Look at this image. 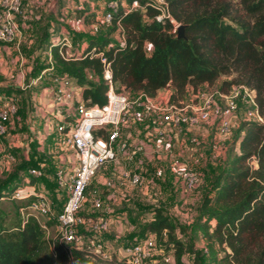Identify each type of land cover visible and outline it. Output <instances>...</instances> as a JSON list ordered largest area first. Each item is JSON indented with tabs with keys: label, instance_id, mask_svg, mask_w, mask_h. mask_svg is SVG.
<instances>
[{
	"label": "trees",
	"instance_id": "trees-1",
	"mask_svg": "<svg viewBox=\"0 0 264 264\" xmlns=\"http://www.w3.org/2000/svg\"><path fill=\"white\" fill-rule=\"evenodd\" d=\"M134 1L143 11H127ZM61 2H57L59 11ZM164 2L170 17L184 27L183 39L177 38V31L172 32L168 19H156L159 6L152 0H128L127 9L118 4L109 32L90 39L79 56L74 53L64 60L58 54L61 41L56 45L45 42L59 78L82 88L86 105L102 107L108 86L101 57L109 64L117 89L153 99L170 88L169 103L176 105L189 87L195 91L201 84L213 85L221 76L234 75L231 81H223L219 90L227 93L244 86L253 91L264 122V0ZM77 17L89 22L96 14L83 6ZM117 24L123 44L111 40ZM93 136L104 137L103 131ZM27 169L23 163L9 182L0 185V205L14 202L10 196L16 185L11 183L23 180ZM152 213L142 233L154 235L162 251L172 256L173 264H264V123H239L226 145L220 170L210 178L190 231L174 224L162 208ZM6 218L0 210V264H34L45 248L40 223L28 218L6 226ZM196 233L205 243L206 254L194 248L190 236ZM53 249L57 264H64L68 259L64 247L54 242Z\"/></svg>",
	"mask_w": 264,
	"mask_h": 264
},
{
	"label": "crops",
	"instance_id": "crops-1",
	"mask_svg": "<svg viewBox=\"0 0 264 264\" xmlns=\"http://www.w3.org/2000/svg\"><path fill=\"white\" fill-rule=\"evenodd\" d=\"M47 1L22 0L23 12L18 19L20 27L26 26L29 13H32L34 19L38 20L39 13L43 12ZM106 3L107 0H98L95 3L93 0H63L66 7L61 8L60 11L57 8L54 15L57 17L60 12L62 17L65 11L63 24L76 34L90 35L89 41L96 38L94 34L97 30L106 28L100 23ZM76 6H81V8L85 6L89 12L99 17L86 22L84 18L77 17ZM97 6L101 9V13L95 10ZM57 23H59L58 20ZM63 24L59 28V34L63 33ZM65 33L68 32H64V35ZM61 38H51L52 40L49 41L52 45H56L62 41ZM69 39L72 42L70 36ZM85 41L81 38L80 42L76 41L75 44L72 42L77 46L71 54L75 53L79 56L87 46ZM115 41L123 44L119 32ZM26 42V37L23 36L18 45L2 46L0 88L12 89L14 93L0 96V108H5L11 101H15L18 105V112L6 126L7 134L0 141V154L8 150L19 151V157L13 165L19 167L25 163L28 168H38L43 171V177L37 180V184L39 189L46 194L52 203L54 213L57 214L65 202L66 192L58 188L56 184V171L63 170L65 178L68 179L76 165L73 153L61 144V139L77 123L75 106L83 103V89L74 86L71 89L73 92L71 98L63 97L61 101H56L54 90L59 80L45 78L42 80L46 81L43 84L34 82L38 76L31 77L30 75L37 63L34 56H28L23 51L26 49ZM28 44L30 45V42ZM146 47L150 52L151 46ZM47 48L49 49V46ZM213 86L206 83L201 84L195 91L189 87L185 97L178 103L181 105L197 103V97L213 90ZM171 91L170 88H165L158 92L152 100L160 106H166L169 103ZM129 95L135 99L139 98L141 93H129ZM152 119L159 123L161 115L158 113L152 116L146 115L142 102L125 112L116 142L117 148H120L122 144H125V147L118 151L114 161L105 163L96 171L80 214L88 215L93 219L105 218L108 221V231L104 235V241L110 254V261L115 258V264H129L127 249L143 242L147 237L151 236L156 240L154 235L142 233L153 216V209H164L174 224L188 228L190 231L201 199L209 190L210 178L220 170L212 168L216 166V157L219 155V150L213 148V145L217 146L215 140L220 142L230 138L242 121L241 118L237 119V116L231 117V132L224 137H219L216 129L214 130L215 127L213 128V120L196 129L185 128L178 131L171 129L167 123L159 124L160 129H157L152 125ZM60 125L64 126L61 133L57 131ZM158 132H161L162 136H159ZM211 137L214 139L213 142H211ZM193 139L201 145H193ZM224 159L225 153L222 150L219 168ZM190 165L197 169L200 177L194 192H188L175 177L179 169ZM125 174L141 175L142 185L137 188L131 186L124 179ZM164 184L167 191H162L160 187ZM96 196L102 201V210L99 212L91 210V204ZM80 232L83 233L84 239L88 238L89 231L85 226ZM199 237L200 246L197 250H203L205 243L200 235ZM162 263L173 264V258L164 253L157 242L150 255L140 262V264Z\"/></svg>",
	"mask_w": 264,
	"mask_h": 264
},
{
	"label": "built area",
	"instance_id": "built-area-1",
	"mask_svg": "<svg viewBox=\"0 0 264 264\" xmlns=\"http://www.w3.org/2000/svg\"><path fill=\"white\" fill-rule=\"evenodd\" d=\"M152 1L159 6L160 14L156 19L158 21L168 19L173 25L172 32L175 33L180 26L176 25L170 17L164 0ZM79 9L81 6L75 7V10ZM117 9V0H107L104 13L100 18L101 25L110 28L112 17ZM131 10L143 11V8L134 1L127 11ZM22 12V0H0V58L2 57L3 45H18L22 39V32L18 24ZM117 30L120 34L121 27L119 24H117ZM120 37L123 40L121 35ZM76 46L69 39V34L65 33L58 54L64 60H69L72 53L71 49ZM48 50L51 52L50 48ZM101 62L104 64L103 79L108 86L106 105L99 107L88 106L84 102L77 104L75 106L77 123L61 139V144L70 150L76 159V165L68 179L65 178L63 170H57L55 174L58 188L66 192V199L61 210L55 214L52 203L46 194L39 189L37 180L43 177V171L38 168H28L25 178L15 186L10 196L13 201L26 203L25 207H21L19 210L23 222L28 217H33L37 221L42 217L54 224L57 235L56 242L64 247L69 259L71 250H83L79 245L86 240L87 248L84 251L93 254L100 260L110 261V254L104 241V235L108 231V221L105 218L93 219L88 215L80 214L86 203V194L96 171L105 163L114 161L118 151L125 147V144H122L120 148H117L116 142L119 138L120 124L123 122L125 112L130 107L140 105L142 102V108L146 115L160 114L161 122L158 123L155 119L151 120L152 125L157 129H160L161 125L159 124L164 123H167L171 129L178 131L185 128L196 129L213 120L216 134L219 137H224L231 132V117L233 116H237L241 120L264 123L257 110L254 92L244 86H237L227 93H223L219 89L210 90L198 96L197 103L187 105L168 103L166 106H160L143 94L139 98L133 99L129 92L123 88L117 89L111 81L109 64L102 57ZM89 78L93 79L92 76ZM55 79L59 80L54 90L56 101H61L63 97L71 98L73 96L71 89L76 86L74 82L64 78ZM41 80H43V73L34 82ZM240 103L241 110H243L241 117L240 111H238ZM17 112L18 108L15 101H11L5 108H0V141L5 138L6 126L17 115ZM63 130V125L57 127L59 133ZM98 130L103 131L104 137L94 138L93 134ZM158 135L162 136V133L158 132ZM192 143L196 145L199 142L193 139ZM213 148L215 149L216 145H213ZM15 162L16 158L12 153H1L0 172L7 170ZM123 177L131 186L136 188L143 183V177L139 174H125ZM175 177L188 192H194L200 180L198 172L192 167L179 169L175 173ZM32 179L35 181L31 182ZM91 210L96 212L102 210V201L97 196L91 204ZM26 211L29 213L25 214ZM40 225L43 230H47L44 224ZM84 226L89 231L87 239L77 235L79 227ZM155 246L156 240L149 236L143 242L127 249L129 264H140L143 259L150 255ZM203 252L206 254L205 248Z\"/></svg>",
	"mask_w": 264,
	"mask_h": 264
},
{
	"label": "rangeland",
	"instance_id": "rangeland-1",
	"mask_svg": "<svg viewBox=\"0 0 264 264\" xmlns=\"http://www.w3.org/2000/svg\"><path fill=\"white\" fill-rule=\"evenodd\" d=\"M90 1V0H89ZM98 0H93V2H97ZM118 4H121V6L125 9L128 8V0H117ZM72 3L70 2V5ZM60 8H65L66 5L63 4V0L60 3ZM95 10L97 12L101 13V9L99 8V6L95 7ZM55 11H57V4L53 5L52 0H48L47 3L45 4L44 8H43V12H40V16L37 19H34V15H32V13H29V19L26 20L25 23V27H20V30L22 32V37L25 36L26 40H27V44L26 49H24L23 51L26 52L28 54V56H34L33 58H35V62L37 63V66L35 67V69L32 71V74L30 75L31 77H36L39 76L41 73H43V79H48V78H54L52 76H56V78H59V74L56 73V67L54 66V64L51 61V58L49 56V50H48V46L45 44V42L47 40H52L53 38L58 39L59 37L61 38V36H64V32H68L69 36L72 39V42L75 44L76 41L80 42L81 38H83L85 41V44L88 43V37H91L90 35L87 36H83L80 34H76L73 30H71V28L69 29L67 26H65L64 23V16H65V11L64 16L61 17L60 16H55ZM59 14V13H58ZM99 17V15H96V17ZM62 19V20H61ZM57 20L59 21V23H57ZM173 20V19H172ZM174 21V20H173ZM175 22V21H174ZM63 24V33L59 34V28L61 27V25ZM176 25H179L178 23L175 22ZM54 25V26H53ZM20 26V25H19ZM180 26V25H179ZM110 28H101V30H97V32L94 34V37L98 38V37H102L103 35L107 34L109 32ZM177 31V30H176ZM118 36V32L114 31L112 33L111 36V40L116 42V38ZM116 37V38H115ZM52 38V39H51ZM64 37H62L61 39H63ZM28 42H30V45L28 44ZM61 44V43H60ZM76 48V47H74ZM79 49V48H77ZM71 52H74L75 49H71ZM148 50V47H147ZM79 51V50H78ZM149 51V50H148ZM32 53L34 55H32ZM234 75L231 76H221L216 82H214V86L212 87V89H219L221 87V83L223 81H231L233 79ZM42 82V84L44 81H40ZM211 89V88H210ZM231 91V90H230ZM229 91V92H230ZM8 93H14V91L12 89H4V88H0V96L1 95H8ZM17 104V103H16ZM18 106V105H17ZM240 111V117L243 114V110H241V103L238 106ZM237 119L240 120V118L238 117ZM215 127V125H213V128ZM216 128H214L215 130ZM234 133H232V135L230 136V138L228 139H224L223 141L218 142L219 140H215V143L217 144L216 146V150H219V155L216 157V166L212 167L216 169H220V164H221V155H222V150L226 151V145L231 141V139L233 138ZM214 139H212L211 137V142H213ZM200 142L197 144L199 145ZM212 143H210L211 145ZM194 145V144H193ZM201 145V144H200ZM6 152H10L12 153L16 160L17 157H19V151H15V150H8ZM253 165H255V162H252ZM189 167L194 168L196 171L197 169L190 165ZM18 166L17 165H13L9 166L7 170H3L0 172V185H3L7 182H9V180L11 179V177L14 175L15 171L17 170ZM21 180H17V181H13L11 183V186L17 185L18 183H20ZM165 186V184H164ZM163 185L160 186L162 191H167V187H164ZM90 189V186L88 188V191ZM23 203H19L18 202H7L4 204L0 205V210L5 214L6 218V226H9L10 224L15 223V221L21 219V221H23L21 215H20V208L21 207H25V205H21ZM21 205V206H20ZM83 211V210H82ZM29 213V212H25ZM151 213V212H149ZM151 216V214H149ZM28 218H33V217H28ZM40 224H44L47 228V230H44V240H45V248L44 250L36 257L34 258V264H57L56 261V256H55V252L53 249V244L54 242H56V231H55V226L52 222H49L46 220V218H42L40 217L38 219V221ZM82 229V227H79V229L77 230V235L78 236H83V233L80 232V230ZM194 248L197 250L199 249L200 246V237L197 234H193L190 236ZM87 241L84 240L79 246L80 248H83V250H71V257L70 259L68 258L64 264H115V258H113L111 261H104V260H100L98 258H96L93 254L84 251L87 246H86ZM185 260L187 262H190V258L185 257Z\"/></svg>",
	"mask_w": 264,
	"mask_h": 264
},
{
	"label": "water",
	"instance_id": "water-1",
	"mask_svg": "<svg viewBox=\"0 0 264 264\" xmlns=\"http://www.w3.org/2000/svg\"><path fill=\"white\" fill-rule=\"evenodd\" d=\"M58 0H52L53 5H56ZM177 38L183 39L184 38V27L180 26L177 30Z\"/></svg>",
	"mask_w": 264,
	"mask_h": 264
}]
</instances>
